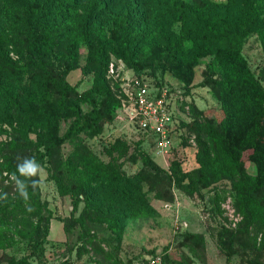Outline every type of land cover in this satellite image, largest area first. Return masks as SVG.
I'll list each match as a JSON object with an SVG mask.
<instances>
[{"label":"rangeland","instance_id":"1","mask_svg":"<svg viewBox=\"0 0 264 264\" xmlns=\"http://www.w3.org/2000/svg\"><path fill=\"white\" fill-rule=\"evenodd\" d=\"M25 1L29 4L31 0ZM91 2L78 0V9L56 15L35 30L28 25L23 9L11 12L5 0H0V62L7 64L2 66L17 73L27 70L32 62L29 40L40 33L45 34L40 43L44 40L47 75L59 79L70 67L63 77L65 96L49 81L46 92L50 104L35 87L32 91L24 88L27 75L17 82L0 79V85L15 98L8 113L0 115V205L25 202L19 209H0V264H147L152 254L162 257L165 264H264V218H252L235 200L238 185L247 184L244 179L248 177L253 181L247 186L254 190V202L264 207V130L240 145L242 168L232 170L223 161L222 149L232 144L243 123L227 121L224 77L214 55L198 60L186 84L161 66L163 52L150 46L139 56L143 74L151 82L150 89L165 95L173 129L170 149L157 153L131 120V107L115 102L117 87L122 79L131 77L133 69L108 51V68L103 70L92 53L94 37L91 43L80 35L69 44H51L64 23L78 31L84 28ZM118 13L113 17L115 24L121 20ZM110 22L109 15L103 16L92 24V33L109 35ZM172 30L178 33L179 23ZM148 33L155 37L152 31ZM241 53L264 86L261 33L249 34ZM59 101L76 108L82 116L97 110L100 124L93 137L81 132L46 155L37 147V134L43 131L32 118L40 112L54 115L52 103ZM58 112L50 132L61 137L77 116L61 108ZM75 152L84 158H76ZM25 158H34L43 171L30 178L21 176L17 166ZM94 159L113 164L124 177H142L141 190L152 211L128 219L121 234L109 229L98 214L84 211L83 203L74 211L69 196L58 192L56 180L70 186L77 171L87 170ZM13 175L24 181L27 194L34 191L32 182L36 181L42 205L37 206V195L29 200L21 196ZM22 219L27 223L19 224ZM36 223L41 232L46 225L49 231L46 236L40 234L38 239L45 241L33 253L31 224Z\"/></svg>","mask_w":264,"mask_h":264},{"label":"trees","instance_id":"2","mask_svg":"<svg viewBox=\"0 0 264 264\" xmlns=\"http://www.w3.org/2000/svg\"><path fill=\"white\" fill-rule=\"evenodd\" d=\"M5 4L11 12L23 9L22 13L26 14L28 25L35 30L41 29L40 27L49 23L56 15H63L79 8L78 0H31L29 4L25 0H5ZM91 4L86 11L84 28L78 31L70 24L62 22V29L56 33L51 44L55 42L69 44L70 40H75V37L80 35L91 43L94 37L92 53L103 70L106 71L108 68L110 51L133 69L131 74L136 78H146L139 56L143 50L152 46L163 52L161 66L186 84L190 83L191 69L198 60L206 55H214L224 77L222 86L223 95L228 103L227 121L237 119L243 123L232 144L228 148L223 147L222 158L232 170L240 171L242 168L240 145L264 130V86L250 71L241 53L246 37L251 33H261L264 54V0H226L221 4L208 1L189 4L179 0H92ZM117 13L120 14L121 20L115 24L113 17ZM107 15L111 19L108 27L110 34H93L92 24ZM176 23H179L180 27L178 33L172 30ZM149 31H152L155 37L151 36ZM44 37L45 34L39 33L38 38H30L32 55L29 56L32 62L27 70L20 73L16 70L9 71L2 66L7 64L0 62V79L4 77L6 81L17 82L27 75L24 88L32 91L35 87L44 102L50 104L46 92L49 81L56 86L59 94L65 96L67 88L63 85V77L70 67L65 68L59 79L47 75L46 57L42 54L44 40L40 43ZM185 42L189 45L185 46ZM68 47L70 57L74 59L71 44ZM152 81L154 86L158 85L155 79L152 78ZM117 91L115 102L125 103L126 98L121 87L118 86ZM14 101L15 98L0 85V115H6ZM52 105L54 115L40 112L32 118L33 124L43 131L37 134V147H42L46 155L81 132L91 137L97 134L100 124L97 110L93 109L82 116L76 108L66 107L62 101ZM60 108L70 112L72 116H77V120L61 137L50 132L52 121L59 115ZM141 134L152 143V137L142 132ZM74 155L79 159L84 158L78 152ZM197 158L201 166H205L200 154H197ZM151 168L154 169L152 166ZM141 180L140 174L124 177L113 164H105L94 159L87 170L77 171L70 186L64 185L60 178L56 180V184L62 196H69L74 211L77 210L79 203H83L84 211L98 214L105 220L109 229L121 234L128 219L144 216L152 211L141 190ZM244 181H247V184L253 182L252 178L248 177ZM247 184L242 182L238 185L239 192L235 200L244 211L253 216L252 218H264V207L254 202V190L248 188ZM36 195V204L40 206L42 203L38 197L37 183L34 191L29 190L27 200ZM23 202L20 200L15 204L10 202L1 204L0 209L3 211L9 208L19 209ZM25 221L22 219L19 224H26ZM31 226L30 240L35 253L39 251L40 243L45 241V238L38 237L42 233L46 236L49 227L46 225L41 232L37 223ZM16 233L21 235L23 232ZM40 254H43L42 250ZM151 257L157 256L152 254ZM146 263L149 264L148 261ZM161 263L165 264L162 257Z\"/></svg>","mask_w":264,"mask_h":264},{"label":"built area","instance_id":"3","mask_svg":"<svg viewBox=\"0 0 264 264\" xmlns=\"http://www.w3.org/2000/svg\"><path fill=\"white\" fill-rule=\"evenodd\" d=\"M113 72V70H112ZM131 77L121 80V89L126 101L123 106L131 107L132 121L140 132L152 137L157 153H167L171 147L172 116L165 95L150 89L146 78ZM158 91V90H157ZM149 264H162L159 257H150Z\"/></svg>","mask_w":264,"mask_h":264},{"label":"clouds","instance_id":"4","mask_svg":"<svg viewBox=\"0 0 264 264\" xmlns=\"http://www.w3.org/2000/svg\"><path fill=\"white\" fill-rule=\"evenodd\" d=\"M17 170L21 176L26 178L37 176L38 173L42 172L43 169L41 166L35 161L34 158H25L22 163L17 166ZM13 179L16 180L17 187L20 191L21 196L27 200L28 194L26 191V185L24 181L19 180L15 175H13ZM33 187L36 185V181H33Z\"/></svg>","mask_w":264,"mask_h":264}]
</instances>
